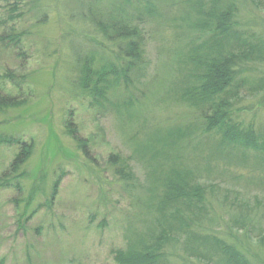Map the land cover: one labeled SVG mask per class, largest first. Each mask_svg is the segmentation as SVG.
Here are the masks:
<instances>
[{"label": "rangeland", "instance_id": "374dc122", "mask_svg": "<svg viewBox=\"0 0 264 264\" xmlns=\"http://www.w3.org/2000/svg\"><path fill=\"white\" fill-rule=\"evenodd\" d=\"M178 1L182 4L174 7L181 12L174 15V27L146 28L148 69L137 87L140 91L146 87V100L135 107L141 118L129 119L126 125L114 112L100 111L79 90L72 92L70 44H93L83 36V25L76 28L69 23L65 0H0V90L23 101L0 116V135L35 145L29 161L17 171L11 164L18 148L0 146V264H118L117 252H126L132 240L140 241L141 235L155 227L143 213L144 205L155 197L156 182L163 187L170 180L168 168L175 165L192 168L204 184L216 185L220 198L211 196L206 202L213 218L206 227L234 244L250 264H264L261 161L253 154L247 155L249 159L239 158L231 150L232 159L224 149L217 162L220 169L214 173L199 161L195 152L199 148H188L183 142L195 136L179 139L172 128L176 126L170 125L177 120L189 123L185 133H195L197 103L189 101L183 89L191 78L190 62L202 53L196 45L211 42L214 34L206 24L197 26L201 25L197 14L208 13L200 0V6L197 0ZM231 3L236 9L230 6L233 16L229 22L264 44V0ZM11 36L19 40L17 47L10 42ZM75 49L76 53L80 48ZM246 66L242 76L249 85L241 92L242 99L231 101L230 111L237 122L253 126L263 136L264 87L260 91L253 85L256 81L264 84V61ZM140 91L137 100L143 97ZM158 128H162L160 137L151 140L148 133ZM69 131L87 144L86 152ZM214 139L219 137H207L200 143L212 146ZM117 154L130 162L137 177L129 186L110 162V155ZM58 180V195L49 207L47 200ZM10 182L18 185L5 186ZM241 215L249 222L243 221L244 228L238 230L236 221H241ZM185 264L208 263L193 260Z\"/></svg>", "mask_w": 264, "mask_h": 264}, {"label": "trees", "instance_id": "16d2710c", "mask_svg": "<svg viewBox=\"0 0 264 264\" xmlns=\"http://www.w3.org/2000/svg\"><path fill=\"white\" fill-rule=\"evenodd\" d=\"M65 1L69 7L66 11L71 19L69 23L76 28H79L80 24L83 25V36L93 44L87 46L83 41L79 45L70 44L72 60L69 63L74 77L71 79L72 92L75 94L79 90V95L94 101L100 111L117 114V119L123 124L127 125L129 119H140L142 114H137L135 107L136 104L144 105L146 100L144 92L146 87L141 91L137 88L139 84L142 85V80H145L148 69L146 28L155 25L161 30L174 27V15L181 12L179 7L174 6L182 2L178 0ZM200 1L208 13L197 14L201 22V25L197 26L203 28L206 24L214 34L211 42L196 45L200 50L198 52L202 53L195 57V61L190 62L191 78L183 89L189 101L197 103L198 109H195L199 114H196L193 123L198 124L195 125L193 134L185 133L190 129L189 123H179L177 120L170 125L176 126L172 128L175 133L180 134L177 137L179 139H184L183 135L195 136L183 142L188 148L195 150L199 148L195 151L199 161H203L214 173L220 169L217 162L221 159V152L224 149L229 150L232 159L234 157L232 151L237 152L238 157L242 159H249L247 155L253 154L257 161H261L259 166L264 171L261 165L262 163L264 165V135L259 136L253 126L246 127L237 122L236 116L230 111L231 101L242 99L241 92L246 91L249 85L248 78L242 76L245 74L246 65L264 61V46H262L264 44L256 43L247 33L237 31L229 22L233 16L231 7L236 9L235 4H230V0ZM198 4L200 6L199 1ZM75 9L79 10V15L76 14ZM12 10L17 11L15 8ZM189 13L190 10L187 15ZM207 16L210 17L209 20L206 19ZM42 17L46 18L47 13L43 12ZM183 17L186 15L184 14ZM12 37L9 38L10 42H14V46L17 47L19 40ZM219 46L220 50H216ZM75 48H80L77 54ZM213 52L215 53L212 54ZM253 86L254 89L261 91L264 84L260 86L256 81ZM138 91L143 96L141 100L136 98ZM17 98L18 96L15 98L0 90V116H5L11 109L22 105L23 101L19 102ZM4 123L5 121L2 125ZM180 124L186 125L180 126ZM161 131L162 128L154 129L148 133V137H151V140L153 137L159 138ZM68 133H71L72 139L77 142L81 151L86 152L88 146L77 137L76 132ZM214 135L219 139H216L217 141L214 139L212 146L208 144L202 147L200 140L207 137L212 140ZM0 146L18 148L19 152L11 164L13 171L20 170L29 161L35 147L34 143L28 144L21 138L14 139L11 136L1 135ZM119 155H110V162L116 166L115 174L126 186H129L137 177L134 176L130 162ZM170 171V180L165 182L163 187L156 182L154 184L156 191L153 190L155 197L152 202H148V205H144L146 212L143 213L151 217V225L154 223L155 227L141 235L140 241L133 243L132 240L126 252H117L116 262L118 264H185L188 261L205 260L208 264H250L234 244L220 238L217 231L206 227L207 221H213L206 202L211 196L216 200L220 198V194L215 191L216 185L204 184V179L200 178L201 176L192 168L183 166L180 169L175 165L168 168V173ZM13 185L16 186L18 183L10 182L5 186ZM59 186L60 180L54 182L50 198L47 200L49 207L58 195ZM37 191L41 192L42 188ZM33 195H31L32 199ZM245 217L241 215V221H236L238 230L244 228L243 221L249 222ZM201 238L203 239L199 241ZM201 241L204 244H200ZM178 247L183 251L180 254Z\"/></svg>", "mask_w": 264, "mask_h": 264}]
</instances>
